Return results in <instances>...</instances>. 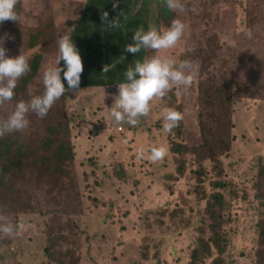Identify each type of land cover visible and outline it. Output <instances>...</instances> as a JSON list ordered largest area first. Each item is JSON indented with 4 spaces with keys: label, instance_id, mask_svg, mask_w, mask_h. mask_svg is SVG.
I'll use <instances>...</instances> for the list:
<instances>
[{
    "label": "rangeland",
    "instance_id": "1",
    "mask_svg": "<svg viewBox=\"0 0 264 264\" xmlns=\"http://www.w3.org/2000/svg\"><path fill=\"white\" fill-rule=\"evenodd\" d=\"M86 1L17 0V21L0 23L8 57L28 55L31 32L47 35L39 75L20 101L42 91L57 39L70 36ZM181 2L183 10L170 11L162 0H141L144 15L136 17L148 27L166 29L176 19L185 25L173 48L145 49L146 57L189 60L192 82L154 98L137 125L113 122L116 84L66 91L47 118L26 114L28 126L16 132L32 163L21 179L0 185V225L14 227L11 236L0 234V264H73L70 255L74 264H191L196 251L198 264H264V0ZM224 84L234 95L229 120L216 104ZM15 104H0V120ZM165 107L182 114L170 133L161 128ZM50 125L60 132L59 146L46 149ZM208 140L210 160L201 155ZM159 145L166 156L149 161ZM57 147L66 162L52 159ZM216 193L222 206L208 202ZM214 232L226 244L221 253Z\"/></svg>",
    "mask_w": 264,
    "mask_h": 264
},
{
    "label": "clouds",
    "instance_id": "2",
    "mask_svg": "<svg viewBox=\"0 0 264 264\" xmlns=\"http://www.w3.org/2000/svg\"><path fill=\"white\" fill-rule=\"evenodd\" d=\"M17 0H0V23L5 20L17 21L15 5ZM164 6L170 10H183L181 0H162ZM116 8V4H113ZM102 22L117 26L114 19L108 20L105 12L101 16ZM185 25L178 19L173 20L166 29L158 30L150 25L145 31L138 28L132 34V43L124 47V51L135 55L141 49H152L157 53L173 48L183 36ZM4 37L0 36V45ZM5 49L0 46V104L13 99L17 81L29 71L27 58L21 53L15 57L5 55ZM121 55L119 60H124ZM63 61V65L60 62ZM192 65L189 60L177 62L168 55H153L136 60L133 66H129L124 72L125 81L117 84V94L110 109V116L114 123H126L130 126L138 124L141 117H147L151 110V101L154 98L163 97L173 87H188L191 85ZM83 65L78 49L73 39L67 34H60L57 39V52L51 66L45 68L42 75L43 92L33 95L25 101H18L14 110L6 119L0 120V136L14 131H21L28 126L26 114L31 111L37 117L47 115L53 103L65 94L66 91L77 93L81 91L80 76ZM102 71H107L103 66ZM63 74V81L61 77ZM67 87H66V86ZM91 87V86H90ZM102 87V86H93ZM161 128L163 133H170L178 122L182 120V114L172 108L165 107L160 112ZM140 157L145 153L142 148L137 149ZM167 154L164 145L150 148L146 158L151 162L162 160ZM14 227L11 224L0 225V234L11 236Z\"/></svg>",
    "mask_w": 264,
    "mask_h": 264
},
{
    "label": "trees",
    "instance_id": "3",
    "mask_svg": "<svg viewBox=\"0 0 264 264\" xmlns=\"http://www.w3.org/2000/svg\"><path fill=\"white\" fill-rule=\"evenodd\" d=\"M114 3L116 4V8L113 7ZM140 6L141 0H87L85 2L78 24L69 36L73 39L79 51L83 65L79 87L117 85L124 82V72L126 69L129 66H133L136 60L146 57L145 49H141L135 55L124 51V47L132 43V34L138 28L143 27L145 31L148 30L147 23H142V19L137 20L136 17H143L144 15ZM105 12L108 14V20L114 19L117 26L113 27L111 23L102 22L101 16ZM131 28L134 30L131 31ZM156 28L159 30V26ZM43 31L36 30L28 36V42L26 43L28 55L26 54V58L29 64V71L17 81L13 96V101L15 102L20 101L22 97H27L25 96V92L27 90L29 91L32 82L39 75L43 59L41 52L42 40L47 36ZM127 35L130 37H127ZM121 55L125 57L122 61L119 60ZM60 65H63V61L60 62ZM103 66L107 68V71H102ZM61 77L63 81L62 73ZM224 87L220 93L216 92L218 97H220L216 99V104L219 108H225V116L229 120L228 111L229 106L234 103V95L231 94L232 90L229 84H224ZM42 92L43 88L40 93L35 95L42 94ZM201 94L204 97L202 101L203 109L206 104V96L202 89ZM51 111L52 108H50V112L43 118H47ZM180 124L181 121L178 122V126L173 130L178 129ZM47 132L49 137L42 141V146L46 149H49L53 144L59 146L58 136L60 132L57 131V126H47ZM17 135L18 133L14 131L4 134L3 138L0 136V185L3 181L8 182V177L21 179V177L26 175L29 163H32L29 155L33 154V152L19 143ZM213 147V141L210 144L209 140L206 141L204 149L201 150L202 158L208 157L209 160L210 158H214ZM180 148H182V145L174 142L173 149L180 152ZM228 149L229 144L228 148H226L227 152L230 151ZM61 153L63 154L61 148L57 147L56 151L52 154V159L59 163L66 162L69 158L62 156ZM43 160H47V158H43ZM38 174L48 180L50 179L48 173L38 170ZM60 174L61 172L55 178H58ZM208 202L212 205L219 204L222 206L223 196L220 193H216ZM212 215L214 216V214ZM212 230H218V226H213ZM214 233L215 237L213 242L217 245L221 253L225 250L226 244L220 246V239L216 234L217 232ZM48 253L52 255L53 250H48ZM70 257L71 262L73 264L76 263L74 257L72 255ZM196 257L197 251L194 253L191 264H198V260L195 259Z\"/></svg>",
    "mask_w": 264,
    "mask_h": 264
},
{
    "label": "crops",
    "instance_id": "4",
    "mask_svg": "<svg viewBox=\"0 0 264 264\" xmlns=\"http://www.w3.org/2000/svg\"><path fill=\"white\" fill-rule=\"evenodd\" d=\"M163 12H166V11H163Z\"/></svg>",
    "mask_w": 264,
    "mask_h": 264
}]
</instances>
